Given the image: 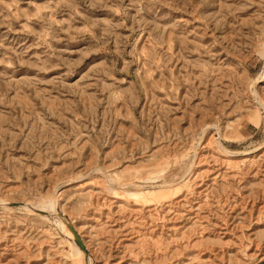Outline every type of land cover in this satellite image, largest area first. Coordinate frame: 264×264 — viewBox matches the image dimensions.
<instances>
[{"label":"rangeland","instance_id":"374dc122","mask_svg":"<svg viewBox=\"0 0 264 264\" xmlns=\"http://www.w3.org/2000/svg\"><path fill=\"white\" fill-rule=\"evenodd\" d=\"M56 215L88 264L264 262V0H0V264H80Z\"/></svg>","mask_w":264,"mask_h":264},{"label":"bare ground","instance_id":"6f19581e","mask_svg":"<svg viewBox=\"0 0 264 264\" xmlns=\"http://www.w3.org/2000/svg\"><path fill=\"white\" fill-rule=\"evenodd\" d=\"M52 206H53V204H52ZM54 207V206H53ZM38 209V208H37ZM53 209V208H52ZM43 213V212H41V211H35V213ZM54 212V211H53ZM43 214H45V213H43ZM42 214V215H43ZM53 214V213H52ZM48 215H50V214H46V216H48ZM43 216H45V215H43ZM55 218L57 219V221L59 222V224H60V226H62L63 227V229H64V231L67 233V234H69L71 237L70 238H72V239H74L75 238V235H74V233L71 231V229H70V225L71 224H69L66 220H65V218H64V216H62V215H56L55 216ZM76 231H77V229H75ZM77 233H79L78 231H77ZM75 241H76V238H75ZM77 243V242H76ZM73 249H74V253H75V256H77V257H79L80 258V264H88L89 263V255L87 256V254L84 252V250H82V248L80 249L79 247V245L77 244H73ZM85 247L87 248V250H88V247L85 245Z\"/></svg>","mask_w":264,"mask_h":264},{"label":"water","instance_id":"95a60500","mask_svg":"<svg viewBox=\"0 0 264 264\" xmlns=\"http://www.w3.org/2000/svg\"><path fill=\"white\" fill-rule=\"evenodd\" d=\"M70 229L71 231L74 233L75 238H76V242L77 244L80 246V248H82V250H84V252L87 254V256L89 255L87 248L85 247V244L83 243L82 239L80 238L79 234L77 233V231L74 229V227L72 225H70ZM264 264V262L262 263Z\"/></svg>","mask_w":264,"mask_h":264}]
</instances>
